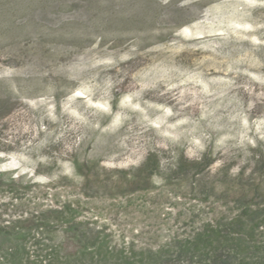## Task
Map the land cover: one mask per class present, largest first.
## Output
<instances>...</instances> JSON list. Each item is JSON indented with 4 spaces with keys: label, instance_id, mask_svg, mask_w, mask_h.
I'll list each match as a JSON object with an SVG mask.
<instances>
[{
    "label": "rangeland",
    "instance_id": "1",
    "mask_svg": "<svg viewBox=\"0 0 264 264\" xmlns=\"http://www.w3.org/2000/svg\"><path fill=\"white\" fill-rule=\"evenodd\" d=\"M0 113V225L72 203L124 257L188 264L264 204V0H0Z\"/></svg>",
    "mask_w": 264,
    "mask_h": 264
},
{
    "label": "trees",
    "instance_id": "2",
    "mask_svg": "<svg viewBox=\"0 0 264 264\" xmlns=\"http://www.w3.org/2000/svg\"><path fill=\"white\" fill-rule=\"evenodd\" d=\"M4 114L0 113V120ZM16 182L12 173H0V185L16 190ZM25 186L30 187L31 183ZM79 214L72 203H66L59 209L32 213L7 226L0 225V264H117L114 256L119 252L110 245L108 234L94 232L88 223L78 221ZM56 222L64 226L60 240L54 230ZM263 224L264 204H242L232 220L204 225L186 241L177 259H186L188 264H264V246L232 237L244 231L252 235ZM162 252L150 254L148 259L141 256L136 261L120 252L119 257H123L119 263L160 264L162 259L170 264L173 260L163 257Z\"/></svg>",
    "mask_w": 264,
    "mask_h": 264
}]
</instances>
